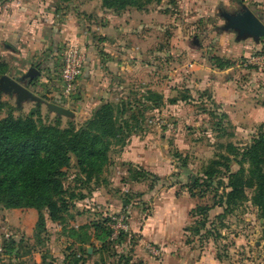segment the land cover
Masks as SVG:
<instances>
[{
	"label": "rangeland",
	"instance_id": "374dc122",
	"mask_svg": "<svg viewBox=\"0 0 264 264\" xmlns=\"http://www.w3.org/2000/svg\"><path fill=\"white\" fill-rule=\"evenodd\" d=\"M38 1L42 0H0V22H9V14L5 15L10 10L27 11L23 19L34 21ZM147 2L143 0L146 5L143 9L129 7L114 16L119 18L125 14V17H131L132 28L138 31L130 38L131 44L135 46L140 40H145L143 55L148 57V67L141 69L132 63V70L127 72L126 92L122 96L111 94L101 104L110 102L119 105L122 100H142L145 92L153 89L164 95L165 105L146 114L143 129L134 133L124 148L117 144L111 146L109 163L91 182H86V176L80 172L74 158L72 166L65 169V186L83 197L69 200L70 214L66 223L48 220V232L42 243H37V219L34 216L30 220L26 210L6 209L0 205V246L4 247L5 239H14L17 243L24 239L26 245L19 251L18 257L4 250L0 264H72L73 254L80 250V244L75 242L70 229L88 226V233H94L90 226L103 218L112 219L110 226L115 219L123 218L130 236L123 245L112 247L109 251L100 253L93 249L87 264H118L123 256L129 257L131 264H264V224L259 207L252 202L254 189H247L245 199L237 204L229 207L220 205L225 202L224 196L229 191L230 172L243 167L248 174L251 173L248 163L241 166L239 162L243 159L244 150L264 131V91L257 92L259 85L250 84L255 78L263 82L264 72L256 68L235 67L237 62L248 56L264 53V38L259 41L243 39L239 42L243 43V47L232 51V46L238 43L237 33L223 30L228 23L223 14L243 11V4L237 0ZM103 3L104 0H79L60 5L56 0H50L42 11L45 14L49 9L62 15L60 19L64 12L66 18L70 12L76 19L108 18L112 13L104 10ZM247 6L264 15V3L253 1ZM35 17L40 18V13ZM3 28L0 26V61L9 66L7 75L17 78L29 67L41 65L40 59L23 57L10 49L17 47L7 35V29L3 31ZM71 43L64 42L60 46L56 70L61 67L65 45ZM157 49L158 53L155 52ZM220 66L223 69L218 68ZM47 74V70L42 71L35 88L39 97L46 94ZM214 76L219 79L226 76L233 80L231 88L241 92V106L231 105L229 112H225L222 104L213 97L212 86L201 88L203 81H210ZM78 94L70 101L76 100ZM182 96L186 97L185 101L176 105L170 103ZM52 99L75 112L71 119L63 117L62 128H66L69 121L80 127L94 113L88 115L89 110L80 108L79 103ZM3 100L17 105L14 96L4 94ZM22 104L16 117L26 116L36 107L33 102ZM239 108L241 111L237 117L241 119L233 124L231 114L234 113L231 111ZM41 109L44 123H54L56 114L45 105ZM7 110L1 118L7 116ZM218 122L226 125L227 130L221 131ZM169 123L174 124V129L167 127ZM129 144L144 145L129 153H147L145 157L152 163L150 167L133 162L136 156L127 161ZM152 153L158 156L154 159ZM130 163L141 167L148 175L131 180L128 171ZM209 169L215 170L212 178L204 176ZM254 176L259 180L258 173ZM197 182L200 183L196 185ZM206 207L209 210L201 212ZM169 216L176 219L171 223ZM152 222L160 223L162 228L175 223L178 226L186 224L175 232L173 242L171 238H163L159 243L151 242L144 236V228ZM169 241L171 245L167 243ZM92 242L100 251L101 242L95 239ZM83 248L92 247L84 245Z\"/></svg>",
	"mask_w": 264,
	"mask_h": 264
},
{
	"label": "trees",
	"instance_id": "16d2710c",
	"mask_svg": "<svg viewBox=\"0 0 264 264\" xmlns=\"http://www.w3.org/2000/svg\"><path fill=\"white\" fill-rule=\"evenodd\" d=\"M56 1L62 5L79 0ZM142 2L143 0H104L103 8L119 14L129 7L143 9L146 5ZM258 15L264 20V15ZM223 30L232 31L225 30V27ZM38 68L41 69V66ZM218 68L223 69L222 66ZM9 72V66L0 61V79ZM3 95L4 92L0 90V205L6 209L38 211L35 226L38 244L43 242V237L48 232V220L66 223L70 214V201L78 196L83 197L65 186V169L72 166L74 158L80 172L85 174L86 182H91L109 163L111 146L117 144L124 148L128 139L143 129L142 122L146 119V114L165 105L164 95L150 89L145 92L142 100H122L119 105L104 102L80 127L74 121H69L68 126L62 128L63 117L59 115L55 116L54 123H44L41 105L38 104L26 116L16 117L15 114L21 111L22 106L11 105L3 100ZM41 98L56 103L47 91ZM185 99L184 96L177 97L170 103L176 105ZM5 109H8L7 116L1 118ZM128 113L130 114L126 117ZM217 126H220L221 131L227 130L222 122ZM242 157L239 163L241 166L248 163L251 173L248 174L243 167L230 172L227 186L229 191L224 196L225 202L220 205L226 204L229 207L237 204L245 199L247 189H254L252 202L259 207L264 224V131L254 138ZM128 165L131 180H139L143 175H148L141 167L131 163ZM214 172L215 170L209 169L204 176L212 178ZM257 173L259 180L254 178ZM126 201L130 203V199ZM208 210L206 207L201 212ZM110 222L111 218H103L92 223L90 229L94 233H88V226L79 227L80 230L70 229L71 235L76 238L75 242L80 244V250L73 254L72 264H87V259L93 255L88 253L87 248H83L84 245L91 246L94 252L102 253L126 242L129 232H122L118 239H112ZM94 239L101 242L100 251L92 242ZM3 246L6 253H15V257L19 256L20 250L26 248L24 239L19 243L14 239H5ZM130 262L129 257L123 256L118 264H131Z\"/></svg>",
	"mask_w": 264,
	"mask_h": 264
},
{
	"label": "crops",
	"instance_id": "0c3cea01",
	"mask_svg": "<svg viewBox=\"0 0 264 264\" xmlns=\"http://www.w3.org/2000/svg\"><path fill=\"white\" fill-rule=\"evenodd\" d=\"M49 1L50 0L38 1L39 6L36 7L34 11H36V15L40 13V18L35 17L34 14L33 18H35V20L27 21L26 19H23V17L26 18L27 11L23 13L19 10H10V13L7 12L5 15L7 17L9 14V22H0V26L4 27L3 31L7 29V35L10 36L11 42L17 47H12L10 49L13 51L16 50L22 54L23 57H30L33 60L40 59L39 63L41 65H37V67L41 66L42 71L47 70L48 74L46 77L49 78L46 80L45 89L50 93L51 97H55L57 100L63 99L60 95L62 92L60 77L62 61L59 71L56 70L57 52L64 42H72V44L76 43L81 47L87 55V62L82 77L79 80L78 97L76 100L73 99L72 102H69L76 105L79 103L80 108L84 107V109L89 110V115L98 108V105H100L102 101L108 100L111 94H121L122 96L126 92L128 86L127 81L129 78L127 72L132 70V63H136L137 65L135 67L139 66L141 69H143V67H148V63H146L148 57L143 55V50H145V45L143 43H145V40H140L138 45L132 46L130 38H132L133 34L138 31L133 30L131 17H125V14L118 18L117 15L114 16L115 13L104 9L108 13H112L108 18L76 19L72 15L73 12H70L68 19L64 12V16L60 19L62 15L55 14L49 9H46V13L44 14L43 11L46 8L45 4ZM198 1L199 0H196V2ZM237 1H240V3L243 4V7H248L247 5H249V3L252 4L253 1L264 3V0ZM248 1L249 3H247ZM42 14H44V16ZM19 15L22 16L19 17ZM56 16H58V18L55 20ZM133 26L135 27V25ZM5 32L3 33L5 34ZM140 37L142 36L140 35ZM236 40L238 43L236 46H232V51H239V49L243 47V43H239L243 42V40ZM155 52L158 53L159 50L157 49ZM138 55L141 57L143 56L145 59H140ZM232 84L233 80L230 81V77L227 78L225 76L224 78L219 79L214 76L210 81H203L201 88L205 89L208 86H212L214 92L213 97L222 104L225 112H229L232 108L231 105L234 107L235 105L241 106L243 104V101L241 100V92L234 91L233 88H231ZM250 84H254V86L259 85V90L257 92L264 91V81L262 82L259 78H255ZM239 111H241L240 108L231 111L234 113L231 114L233 124H237V120L241 119L240 117H237V114L240 115ZM238 129H241V127ZM143 146L129 144L126 149V159L130 162L129 158H134L133 156H136V159H133L136 161L133 162L140 165L147 164V166L150 167L152 163L148 162V157H145L147 153H142L140 151H138L139 154L129 153V151H137L136 147L140 148ZM143 150H146V148H143ZM155 153H152L154 159L158 156ZM22 210H26L25 214L30 215V220L32 216L38 220L39 214L37 210ZM168 219L172 223L176 218L169 216ZM185 224L186 222L183 225L178 226V223H175L172 225L170 224V227L168 228H162L159 226L160 223L158 225L152 222L146 225L143 232L146 239H149L151 242L155 241L160 243L163 238H171L173 242L175 232L183 229ZM172 242L169 241L167 243H170L171 245Z\"/></svg>",
	"mask_w": 264,
	"mask_h": 264
},
{
	"label": "water",
	"instance_id": "95a60500",
	"mask_svg": "<svg viewBox=\"0 0 264 264\" xmlns=\"http://www.w3.org/2000/svg\"><path fill=\"white\" fill-rule=\"evenodd\" d=\"M224 19L228 22L225 30L231 29L237 33V39H253L259 41L264 38V20H262L254 11L244 6L243 11L236 14L224 13ZM42 71L38 67L31 66L22 73L19 77L13 78L9 75H4L0 79V90L9 96H14L16 104L22 106L24 102H33L38 105H45L56 115L71 119L75 112L49 101L43 100L36 94L35 88L41 79ZM126 205V202H124ZM93 248L88 249L91 254Z\"/></svg>",
	"mask_w": 264,
	"mask_h": 264
},
{
	"label": "built area",
	"instance_id": "2783aa9c",
	"mask_svg": "<svg viewBox=\"0 0 264 264\" xmlns=\"http://www.w3.org/2000/svg\"><path fill=\"white\" fill-rule=\"evenodd\" d=\"M64 57L60 72L63 100L70 101L72 96L79 91V80L87 62L86 53L76 44H67L64 47ZM235 67L256 68L264 72V53L248 56L241 62H237ZM170 129H174V124H166ZM112 228V239H118L122 232L128 233V226L123 218L115 219ZM9 236V235H8ZM4 256V248L0 246V258Z\"/></svg>",
	"mask_w": 264,
	"mask_h": 264
},
{
	"label": "flooded vegetation",
	"instance_id": "af4514ba",
	"mask_svg": "<svg viewBox=\"0 0 264 264\" xmlns=\"http://www.w3.org/2000/svg\"><path fill=\"white\" fill-rule=\"evenodd\" d=\"M242 12V11H241ZM240 13V12H239Z\"/></svg>",
	"mask_w": 264,
	"mask_h": 264
}]
</instances>
